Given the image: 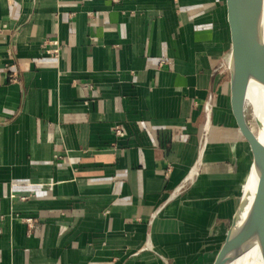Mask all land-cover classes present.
I'll use <instances>...</instances> for the list:
<instances>
[{"label": "crops", "instance_id": "obj_1", "mask_svg": "<svg viewBox=\"0 0 264 264\" xmlns=\"http://www.w3.org/2000/svg\"><path fill=\"white\" fill-rule=\"evenodd\" d=\"M229 51L225 0H0V264H212Z\"/></svg>", "mask_w": 264, "mask_h": 264}, {"label": "water", "instance_id": "obj_2", "mask_svg": "<svg viewBox=\"0 0 264 264\" xmlns=\"http://www.w3.org/2000/svg\"><path fill=\"white\" fill-rule=\"evenodd\" d=\"M231 124L239 149L240 192L212 264L243 242L264 260V0H225ZM236 230L231 238L232 230Z\"/></svg>", "mask_w": 264, "mask_h": 264}, {"label": "bare ground", "instance_id": "obj_3", "mask_svg": "<svg viewBox=\"0 0 264 264\" xmlns=\"http://www.w3.org/2000/svg\"><path fill=\"white\" fill-rule=\"evenodd\" d=\"M235 232V229L232 230L231 238L235 236ZM221 264H264V260L258 249L248 248L243 242H240L239 245L226 252Z\"/></svg>", "mask_w": 264, "mask_h": 264}, {"label": "built area", "instance_id": "obj_4", "mask_svg": "<svg viewBox=\"0 0 264 264\" xmlns=\"http://www.w3.org/2000/svg\"><path fill=\"white\" fill-rule=\"evenodd\" d=\"M116 131H117L118 134H121L122 133V130L119 127L116 128ZM28 221H31V220H28Z\"/></svg>", "mask_w": 264, "mask_h": 264}, {"label": "rangeland", "instance_id": "obj_5", "mask_svg": "<svg viewBox=\"0 0 264 264\" xmlns=\"http://www.w3.org/2000/svg\"><path fill=\"white\" fill-rule=\"evenodd\" d=\"M231 223H232V221H231ZM231 223H230L229 226H228V229H227V232H226V236H227L228 230H229V228H230V226H231ZM226 236H225V238H226ZM222 244H223V243H222ZM222 244H221V246H222Z\"/></svg>", "mask_w": 264, "mask_h": 264}]
</instances>
